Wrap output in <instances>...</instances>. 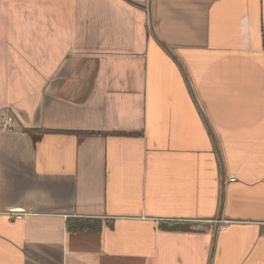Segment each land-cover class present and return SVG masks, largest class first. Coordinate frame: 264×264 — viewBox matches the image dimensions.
<instances>
[{
	"label": "crops",
	"instance_id": "obj_1",
	"mask_svg": "<svg viewBox=\"0 0 264 264\" xmlns=\"http://www.w3.org/2000/svg\"><path fill=\"white\" fill-rule=\"evenodd\" d=\"M0 264H264V0H0Z\"/></svg>",
	"mask_w": 264,
	"mask_h": 264
},
{
	"label": "built area",
	"instance_id": "obj_2",
	"mask_svg": "<svg viewBox=\"0 0 264 264\" xmlns=\"http://www.w3.org/2000/svg\"><path fill=\"white\" fill-rule=\"evenodd\" d=\"M14 116L10 112H4L1 116V130L10 131L13 129ZM22 215H17V218H21ZM222 227H226V224H223Z\"/></svg>",
	"mask_w": 264,
	"mask_h": 264
},
{
	"label": "trees",
	"instance_id": "obj_3",
	"mask_svg": "<svg viewBox=\"0 0 264 264\" xmlns=\"http://www.w3.org/2000/svg\"><path fill=\"white\" fill-rule=\"evenodd\" d=\"M76 228V227H75ZM82 228V227H81Z\"/></svg>",
	"mask_w": 264,
	"mask_h": 264
}]
</instances>
